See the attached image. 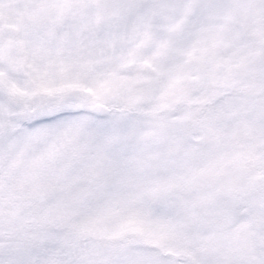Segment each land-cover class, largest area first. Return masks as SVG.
<instances>
[{"label":"snow or ice","instance_id":"1","mask_svg":"<svg viewBox=\"0 0 264 264\" xmlns=\"http://www.w3.org/2000/svg\"><path fill=\"white\" fill-rule=\"evenodd\" d=\"M0 264H264V0H0Z\"/></svg>","mask_w":264,"mask_h":264}]
</instances>
